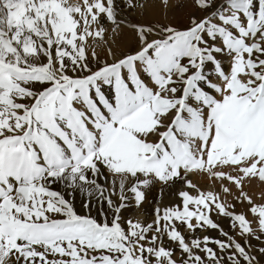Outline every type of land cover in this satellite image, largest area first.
Segmentation results:
<instances>
[{"label":"snow or ice","instance_id":"1","mask_svg":"<svg viewBox=\"0 0 264 264\" xmlns=\"http://www.w3.org/2000/svg\"><path fill=\"white\" fill-rule=\"evenodd\" d=\"M192 6L184 27L130 25L136 47L109 62L90 41L116 0H0V264H262L244 181L264 182V0ZM157 184L179 203L125 218Z\"/></svg>","mask_w":264,"mask_h":264},{"label":"rangeland","instance_id":"2","mask_svg":"<svg viewBox=\"0 0 264 264\" xmlns=\"http://www.w3.org/2000/svg\"><path fill=\"white\" fill-rule=\"evenodd\" d=\"M116 1L121 3V5L123 6L122 9L127 10L131 13H134L131 19V22H133L132 25L152 26V27L175 26V27L180 28V27L187 26L190 15L196 12V9L192 6V0H166V3H165V0H132L135 7H128L127 0H116ZM140 2H153V3L157 2L159 4V11H160L159 14L151 13L150 15L149 14L145 15V13L138 12V6ZM130 25H128L127 27L132 30V34L130 37L131 41L129 40L127 42V44L129 43L128 44L129 46L124 48L121 52L116 53L118 57H120L123 53L132 51L137 45L136 31H134L133 28L130 27ZM99 57L103 59L101 56ZM226 171L228 170L226 169ZM233 174L235 173L233 172ZM196 175H197V178L194 181H192L193 184L197 185L202 190H205V191L212 190V191L220 193L222 200L230 204L232 203L236 204L235 211L237 213L247 212L249 205L246 202L243 204L237 203L235 200V197L239 195V190L234 184L227 182V181L224 182L223 186H227L231 191V195H228V194L223 193L222 191L223 186L220 185L219 183L213 186L207 176L203 174H199V173H196ZM155 186H153L149 190L150 191L149 193L152 192L150 196L151 200H153L152 198L156 195L157 191L160 190L157 187L158 184ZM244 191L248 194V196L252 198V200L256 204L258 205L264 204V182L260 181L258 178H251L250 180L246 179L244 181ZM193 194H195V192H193ZM170 198H172L170 199L172 202L167 204V206H172L174 204L179 203V198L177 194H176V197L171 196ZM157 203L158 202H156V204ZM125 218H129V215L128 216L125 215ZM151 218L152 220H154L155 216L153 215ZM213 219L223 228L224 231L229 232L231 235H234L237 240H240V242L243 243V240L241 239V237L236 235V233L230 228L229 220L227 218L214 216ZM248 219L253 220L254 218L249 214ZM253 227L258 229V224L253 222ZM199 231L200 230L197 231V234L199 233ZM204 232L206 233L205 235H208L210 237H214V238H218L222 240L224 239V237L220 235V233L217 230L208 229L207 231H204ZM258 234L261 236L260 241H257L255 239L250 240V243L254 247L264 246V243H261L262 241H264V234H261L259 232ZM262 264H264V261H262Z\"/></svg>","mask_w":264,"mask_h":264},{"label":"bare ground","instance_id":"3","mask_svg":"<svg viewBox=\"0 0 264 264\" xmlns=\"http://www.w3.org/2000/svg\"><path fill=\"white\" fill-rule=\"evenodd\" d=\"M70 3H81L82 0H69ZM118 8V15H117V21H119V25H112L111 22H104V27L106 28V32L104 35V39L101 41H90V43L93 44L95 47V51L99 56H101L103 59H108L109 62H111V57L108 55V49L110 47L111 52H113L115 55L117 52H121L124 48L129 46L127 42L131 39L132 30L129 29L127 26L132 25L133 22H131V19L134 15V13H131L127 10L122 9L123 6L120 2L116 1ZM169 3V2H168ZM173 5V4H172ZM138 12L145 13V15H150L151 13H158L159 14V4L153 3V2H140L138 6ZM164 14V13H163ZM154 15V14H153ZM151 15V16H153ZM162 19V18H161ZM128 49V48H127ZM117 58H119L116 55ZM197 178L196 174H192L189 179L191 181H194ZM199 178V176H198ZM105 184H110L111 179L104 181ZM156 187V186H155ZM158 190L156 195L151 200V193L150 191L146 194V200L143 202V204L140 207H136L134 203H130V206L127 207L124 210L123 215H129V218L134 220H140L142 222H151L152 216L154 215V210L157 206L160 207H167V204L171 203L172 201L170 199L171 196L176 197V194L178 193L179 189H172L163 187L162 185L158 184ZM180 188H183V185L179 186ZM62 190V189H59ZM159 194V195H158ZM75 206L80 210L81 214H84L85 210L82 208L83 198L81 195H76L73 197ZM149 200V201H148ZM174 200V199H173ZM148 201V202H147ZM175 201V200H174ZM156 202H158L156 204ZM95 215V212L93 213ZM199 236L203 237L206 233L204 231H199ZM197 234V235H198Z\"/></svg>","mask_w":264,"mask_h":264}]
</instances>
